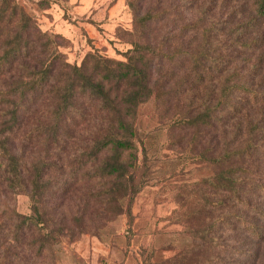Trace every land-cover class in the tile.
I'll return each instance as SVG.
<instances>
[{
  "label": "trees",
  "instance_id": "obj_1",
  "mask_svg": "<svg viewBox=\"0 0 264 264\" xmlns=\"http://www.w3.org/2000/svg\"><path fill=\"white\" fill-rule=\"evenodd\" d=\"M146 1L127 0L137 39L123 52L124 60L105 57L91 45L93 51L80 63H70L59 49L56 34L41 30L18 0H0V183L8 191L28 194L30 214L10 211L7 216L14 214L18 221L12 236L20 243L25 244L22 237L35 230L36 240L34 237L27 245L32 248L28 250L37 248L35 256L59 244L63 237L86 232V222L95 210L100 220H108L114 211L122 212L137 190L133 183L136 162L147 155V148L137 139L134 118L137 107L156 95L153 61L169 58L164 41L160 37L150 39V27L160 25L168 14L162 7L164 0H156L148 9L144 8ZM227 4L235 9L245 6L246 13L241 26L231 27L230 21H224L238 44L237 78L232 83L222 80L217 93L202 100L198 109L172 120L175 126L196 129L204 136L209 130L213 132L195 158L217 169L199 182L211 187L214 195L202 193L196 209L186 217L200 221L190 227L192 243L182 249L183 256H196L194 264L233 263L225 258L233 251L224 234L256 246L264 242V225L246 219L254 211L264 220V181L253 182L244 168L245 162L254 161L259 154L257 142L264 137L259 119L249 111L264 105V0H227ZM63 15L68 16L66 10ZM212 30H206L208 39ZM180 46L174 47L172 56L189 60L194 70L188 75L208 66L219 73L218 66L227 62L216 61L212 68V64L206 65L210 56L207 49L192 51ZM240 52L251 56L241 57ZM241 68L252 77L244 76L246 71L241 73ZM236 93L244 94L248 104L242 116L234 103ZM229 123L234 129L230 140L235 145L231 149L225 144ZM82 124L92 129L85 130L84 151L79 158L66 164L49 163L27 152L30 145L40 141L46 152L55 151L53 154L62 158L66 141H72ZM202 135L199 133L196 140L201 142ZM52 170L61 172L62 178L53 180L48 175ZM84 177L90 184L78 203L74 202L73 209L56 211L62 208L63 198L73 185ZM50 196L60 199L57 206L49 204ZM4 259L0 254L1 264Z\"/></svg>",
  "mask_w": 264,
  "mask_h": 264
},
{
  "label": "rangeland",
  "instance_id": "obj_2",
  "mask_svg": "<svg viewBox=\"0 0 264 264\" xmlns=\"http://www.w3.org/2000/svg\"><path fill=\"white\" fill-rule=\"evenodd\" d=\"M18 1L41 30L56 34L59 49L70 63H80L87 53L93 51L91 45L105 57L124 60L123 52L137 39L133 32L134 14L129 10L127 0ZM182 1L164 0L162 7L168 14L160 25L150 27V39L155 41L156 37H160L169 58L153 61L151 70L154 72L152 81L156 95L137 107L134 118L137 139L145 143L147 155L145 153L144 158L139 157L136 162L133 183L137 190L128 205L125 204L120 213L111 211L113 214L108 220H100L95 210L86 222V232L70 238L63 237L59 244L35 256L37 248L28 250L32 248L27 247L28 241L34 237L36 240L35 230L22 237L25 244L20 243L12 236L18 221L14 214L12 218L7 216L10 211L30 214L28 194L18 190L8 191L0 183V254L5 258L2 264H194L196 256H183L182 249L192 243L189 229L200 221L186 217L196 209L202 193L214 195L211 187L205 188L199 182L211 177L217 169L195 158L213 132L209 130L204 136L196 129L185 130L175 126L172 120L178 114L198 109L202 100H208L209 95L217 93L216 88L222 80L232 83L237 78L240 69L235 70V48L238 44L234 41L231 27L241 26L246 13L245 6L235 9L227 4V0H196L192 4H189L190 0ZM155 2L147 0L144 8L153 7ZM65 10L68 16L63 15ZM224 21H230L232 26L224 27ZM211 27L214 30L208 32V39L206 30ZM176 45L192 51L204 47L210 55L205 59L206 65L212 64V68L216 61L227 62L218 66L219 73L208 66L203 70L196 68L198 72L188 75L194 68L181 54H176L179 59L172 56ZM240 56L251 55L240 52ZM245 71L241 68V73ZM247 72L243 75L251 78ZM241 93L235 94L234 103L242 116L248 111V104ZM157 95H160L159 99ZM258 106L249 110L250 115H256L259 126L264 128V105ZM228 121L227 118L225 122ZM231 123L227 124L225 139L229 149L235 145L230 140L234 132ZM87 128L92 129V126L83 127L82 124L75 131L72 141H66L60 159L53 154L55 151L46 152L47 147L40 141L30 145L27 152L30 151L34 159L45 158L49 163L64 161L66 164L83 154ZM199 133L202 135L201 142L195 138ZM257 146L259 154L255 160L244 164L253 182L264 181V137L257 142ZM48 175L53 180L62 178L61 172L54 170ZM85 178L73 185L69 195L63 198L62 208L56 211L73 209L74 202L78 203L80 194L89 187L90 183ZM105 188L109 187H100L97 191H104ZM127 198L129 200L130 197ZM48 199L50 205L57 206L60 202L52 196ZM246 219L264 225V220L254 211ZM224 235H227L226 244L233 251L232 255L225 257L226 260L232 259L231 264H264V242H259L258 247L249 240Z\"/></svg>",
  "mask_w": 264,
  "mask_h": 264
},
{
  "label": "built area",
  "instance_id": "obj_3",
  "mask_svg": "<svg viewBox=\"0 0 264 264\" xmlns=\"http://www.w3.org/2000/svg\"><path fill=\"white\" fill-rule=\"evenodd\" d=\"M101 264H107V263H101Z\"/></svg>",
  "mask_w": 264,
  "mask_h": 264
}]
</instances>
